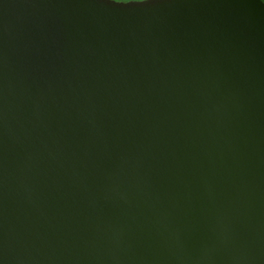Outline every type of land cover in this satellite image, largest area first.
<instances>
[{
	"label": "water",
	"instance_id": "water-1",
	"mask_svg": "<svg viewBox=\"0 0 264 264\" xmlns=\"http://www.w3.org/2000/svg\"><path fill=\"white\" fill-rule=\"evenodd\" d=\"M0 264H264V2L0 0Z\"/></svg>",
	"mask_w": 264,
	"mask_h": 264
},
{
	"label": "trees",
	"instance_id": "trees-1",
	"mask_svg": "<svg viewBox=\"0 0 264 264\" xmlns=\"http://www.w3.org/2000/svg\"><path fill=\"white\" fill-rule=\"evenodd\" d=\"M123 1H128V0H123ZM264 2V0H262Z\"/></svg>",
	"mask_w": 264,
	"mask_h": 264
}]
</instances>
